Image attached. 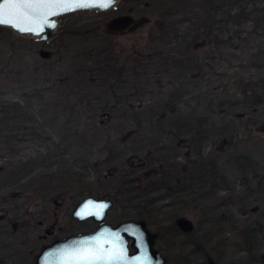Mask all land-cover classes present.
<instances>
[{
	"label": "rangeland",
	"instance_id": "obj_1",
	"mask_svg": "<svg viewBox=\"0 0 264 264\" xmlns=\"http://www.w3.org/2000/svg\"><path fill=\"white\" fill-rule=\"evenodd\" d=\"M145 1L120 0L106 11L61 15L56 35L49 41L22 37L0 27V110L6 108L4 115L0 113V215L9 222H28L26 232L21 233L17 225L8 238L9 244L25 251L32 248L21 264H32L36 241L50 239L46 235L36 238L52 223L53 214L60 227L66 225L73 203L88 195L112 200L106 221L144 220L157 233L155 247L165 257L164 264H207V259L214 264H264V100L254 108L243 103L247 99L243 94H248L243 88H256L251 97L258 92L263 96L264 54H253L264 50V6L259 5L256 17L246 24L251 31L247 42L234 39L215 44L198 37L204 43L194 51L185 49L190 38L183 42L174 38L177 29L184 27L176 21L180 15L167 18V9ZM121 14L141 21L125 32L108 34L104 23ZM109 48L129 60L126 68L136 51H158L150 71L168 64L171 79L178 72L174 59L182 57L179 51L193 53L200 60V72L194 79L201 84L202 97L197 98L199 89L193 90L190 103L194 106L185 107L186 111L194 107L195 113L211 115L217 125L231 122L236 130L225 135L218 133L219 126L214 129L210 141L222 148L212 155L215 159L207 155L204 163H214L212 169L206 168L212 181L205 182L208 189L213 185L214 197L203 200L201 208L195 195L206 192L205 184L200 191L192 184L191 192L183 194L176 185L155 186L167 178L162 173L166 166L158 168L167 154L159 146L169 143L176 149L179 134L173 123L180 120L183 106L172 101L185 91L184 86L178 80H169L162 88L155 80L143 86L140 76L138 85L146 89H139L137 96L133 90L126 103L118 102L129 91L109 85L108 79L98 80L95 70L98 58ZM39 49L49 55L39 57ZM186 82L185 88H191L194 80ZM209 91H213L210 105ZM169 104H175L172 110ZM12 105L21 106L19 116L13 115ZM73 107L78 111L74 116ZM102 113L109 117H101ZM23 123L28 129L17 133L19 139L7 140L14 134L10 129ZM222 138H226L225 145H220ZM131 157L141 159L142 164L129 163ZM175 172L172 168L171 173ZM138 177L143 179L136 187ZM145 179L152 185H145ZM57 194L65 197L57 198L60 204L56 205L50 198ZM178 216L191 222V232L173 229ZM39 221L43 224L37 225ZM10 228L8 223L7 232Z\"/></svg>",
	"mask_w": 264,
	"mask_h": 264
},
{
	"label": "flooded vegetation",
	"instance_id": "obj_2",
	"mask_svg": "<svg viewBox=\"0 0 264 264\" xmlns=\"http://www.w3.org/2000/svg\"><path fill=\"white\" fill-rule=\"evenodd\" d=\"M129 30L126 29L122 32H125ZM120 32V33H122ZM108 34H113V33H108ZM118 34V33H116ZM175 37V36H174ZM201 42V43H199ZM199 43V44H198ZM204 43V41H195L194 44H184L185 45V49L186 50H191L193 49L194 51H196L195 49L198 48L200 46V44L202 45ZM111 48H109V50L107 51H103L102 53H99L100 55L102 54L101 58H98V62L96 63L98 65L97 67V71H98V75L97 78L99 80V77L103 80H110V84L111 86L115 85H119L118 87L125 88L126 90L129 91L128 95L124 98H121V100H118V102L120 103H126V101L128 100L129 96H133V90L135 92V95L137 96V91L139 89L145 90L146 88L143 86H148V83L152 80H155V84L159 86V88L164 87L166 84H170L169 80H178L179 81V86L182 85L184 86V88L182 90H185L183 93H178L177 95H179V98L176 100H173L172 102H176V104H179L181 106H183V113L182 115H179V121L174 122L173 125L176 126L177 130L175 131L176 133L179 134L178 140L176 142V149H171V147L169 146V143L167 146L162 145L159 146L160 150H166L167 154L165 155L161 165H158V168H160L162 165L164 167V165L166 166L165 171L162 169V173L164 175L167 174V178L163 179L162 178V183L159 181L158 183H155L156 187H164V188H169V185H176L179 186V189L177 190L178 192H182L183 193H188L191 192L189 191V188L192 184H197L200 188L205 184V182L208 181H212L210 178L211 172H207L206 168H213L214 167V163H212V161H210L206 166L204 165V163L206 160V156L209 155V158H214L212 157V155H215V153L217 152V150H221L222 146H216V144L213 145V143L210 141L211 136L214 135L216 133V131L214 129L217 128V122L211 119V115H189L187 114V111L185 109V107L187 106H194L191 105L190 101L192 100V95L191 92L193 90H197L199 89V93L197 95V98L200 99L202 97V93L200 91L201 89V84L196 82L194 78L197 77L198 72H200V65H198V61H200L195 54L193 53H185L182 51H179V53L182 55V57H177L174 59L175 63L178 65V69H177V73L175 74L174 77L169 78L168 77V72H169V66L168 64H164V67L159 70H152L150 71V66L154 67L155 62H157V60L153 59V55L154 53L156 54H160V52L158 51H154V52H148L146 54H141L139 52H135V55L132 59H130V68H126L125 64L127 63L128 59H124L122 54H119L113 50H110ZM184 49V47H183ZM192 50V51H193ZM175 56H171V58H174ZM161 59L163 60V62H166L167 60H164L163 57H161ZM129 61V60H128ZM128 70H130L131 72H129ZM189 76V78H192L194 80L193 86L191 88H185L186 86V81L187 79H189L186 76ZM123 76V77H122ZM140 76H142L144 78L143 82L146 85H138L139 83V78ZM95 78V77H94ZM131 79V80H130ZM141 79V78H140ZM165 80V82L163 83V81L161 80ZM114 81V82H113ZM190 83V82H189ZM121 85V86H120ZM139 86V87H138ZM176 90H180L181 88L177 87L175 88ZM175 92H173L172 94H174ZM195 95V93H194ZM204 97L209 95L208 102L209 105L213 102V91H209V94L206 95V93L203 94ZM194 101L195 105L199 104V100ZM140 99H137L136 101L139 102ZM127 105L129 106L130 103L128 102ZM175 105V104H174ZM212 108H210L209 110H211ZM101 116V115H100ZM109 114L107 117L104 118H108ZM162 117V116H161ZM228 121H224L222 123H226ZM229 128H234L232 123H229ZM228 132V130H226ZM226 142V138H222L220 140V145H225ZM220 148V149H219ZM182 149V151H180ZM149 153V151L147 152V154ZM213 159V160H214ZM135 161V165H141L142 164V160L134 157L131 160H129V163H132V161ZM146 164H149L147 161L145 162ZM144 163V165H146ZM153 164V163H152ZM168 166H170L168 168ZM174 168V170L176 171L174 174L171 173V169ZM177 169H180L179 171ZM188 169V171H186ZM186 171V172H185ZM205 173V174H202ZM146 175V174H144ZM174 176V177H172ZM140 177V176H139ZM136 178L135 183H136V187L139 186V183L142 182L143 178ZM145 182V185L149 186L152 185L153 182H151L150 179H145L143 180ZM128 183H132V181L128 180ZM212 184L209 186L208 189V183H206L204 185L203 188H205L206 192H197L196 198H195V202L198 200L199 203V207L201 208L200 205L201 202L205 199H211L214 197V192L210 191V189L212 188ZM175 190V189H174ZM60 196V197H59ZM90 196V195H88ZM65 196L63 194H57L53 197L50 198V200L54 203V204H60V202L56 201L57 198H61L63 199ZM86 197V196H84ZM82 197V198H84ZM94 197V196H93ZM81 198V199H82ZM97 198H105V199H109L111 201V206H112V200L108 197H97ZM80 199V200H81ZM80 200H78L77 202H79ZM73 203L72 208L69 211L68 217L71 219L66 225L60 227L57 223V218L56 216L53 214L54 219L52 221V223L46 227L43 228V234H39L37 236L36 239H43L46 236H49V240L46 243H37L36 241V248H34L33 250L34 253L32 254V264H34V258L35 256L39 253V251L41 250V248L47 244H49L51 241L53 240H58V239H64L67 238L69 236H73V235H85V234H90L91 232H93L97 226L100 224L96 221H93L91 218H87L84 220H76L72 217L71 212L73 207L75 206V204L77 203ZM198 203L196 204L195 207L198 206ZM111 208V207H110ZM110 208L107 210H110ZM3 216L0 215V264H14L16 261L17 263L21 264L24 262V258L27 255L29 256L33 251L32 248L28 249L27 251L19 248V246H15L14 244H9L8 242V238H10V234L13 235L17 229V225L19 226L18 228L20 229L21 233L22 232H26L27 230V224L28 222L23 221V222H9L6 219L3 220ZM107 218V214L106 217L102 220L103 223L106 224H110L111 226H114L116 223L123 221V220H118L114 223L110 222V221H106ZM179 218H184L181 216L176 217L173 220L174 226L175 228H173L174 230H178L179 232H181L182 234H187L189 232L192 231V224L189 221V223L191 224V228L189 230H184L181 229L177 224H176V220ZM186 219V218H184ZM125 220H142V219H125ZM187 220V219H186ZM144 221V220H142ZM10 223L11 224V228L9 230V232H7V224ZM87 223H92L93 225L91 227H88ZM145 223V227L147 228V230L151 233L154 234L153 237V247L158 251V249L155 247V240L157 238V233L156 232H151L147 226V223L144 221ZM43 223L41 221L38 222L37 225H42ZM12 229V230H11ZM73 230H78L77 232H69L63 236H58L59 233L61 232H66V231H73ZM24 234V233H23ZM127 241H130L129 238H127ZM26 240H23L21 242V244H25ZM17 247V248H16ZM7 250H10V252H6ZM133 249L128 245V251H132ZM13 251V252H12ZM159 252V251H158ZM160 253V252H159ZM11 254V255H10ZM161 254V253H160ZM17 258L14 259V257ZM162 255V254H161ZM163 256V255H162ZM164 257V256H163ZM165 259V257H164ZM16 260V261H15ZM211 260V259H207ZM212 261V260H211ZM14 262V263H13ZM213 262V261H212ZM165 263V262H164ZM214 264V263H213Z\"/></svg>",
	"mask_w": 264,
	"mask_h": 264
},
{
	"label": "water",
	"instance_id": "obj_3",
	"mask_svg": "<svg viewBox=\"0 0 264 264\" xmlns=\"http://www.w3.org/2000/svg\"><path fill=\"white\" fill-rule=\"evenodd\" d=\"M119 1L113 0L110 6L103 7L99 6L103 0H97V6L73 7L72 10L59 15L47 16L48 23L42 25V31L39 27H36L33 32L18 31L10 26L0 27L8 28L22 37L49 41L56 35L55 28L58 25L59 16L78 10L106 11L113 8ZM39 11L46 14L48 10L40 9ZM139 21L141 19L135 20L130 14H121L108 19L103 26L107 33L116 34L130 29ZM48 55L47 50H38L39 57L46 58ZM107 116L108 113L101 114V117ZM132 158L134 157L127 160ZM110 207L109 199L93 196L82 198L73 207L72 217L76 220L91 218L100 224L90 234L73 235L51 241L35 256L34 264H164V257L153 247L154 234L147 230L144 221L123 220L114 226L102 222ZM176 224L184 230L191 228L189 221L184 218L177 219ZM127 238L130 241H127ZM128 245L133 249L131 252L128 251ZM207 264H213V262L208 260Z\"/></svg>",
	"mask_w": 264,
	"mask_h": 264
},
{
	"label": "trees",
	"instance_id": "obj_4",
	"mask_svg": "<svg viewBox=\"0 0 264 264\" xmlns=\"http://www.w3.org/2000/svg\"><path fill=\"white\" fill-rule=\"evenodd\" d=\"M151 4L154 3L157 7H161L162 9H167L165 15L167 18L170 17L174 20L173 17L179 16L176 19L178 23H183V29L178 28L174 34V38H181L182 42L187 41L190 38L189 44H194L197 39L201 38L209 43H229L230 40H244L247 42V36L251 33L248 31L246 26L249 19H253L255 16L256 9L260 6H264V0H146ZM145 1V2H146ZM146 5V4H145ZM256 17V16H255ZM258 21V18H256ZM199 37V38H198ZM202 40V41H204ZM261 53L264 54V50H261L253 54V56H259ZM97 52L95 53V57L97 56ZM264 65V64H263ZM97 70V69H95ZM247 85L249 83H246ZM262 94L259 92L253 97L250 96V93H255L256 88L250 87L248 89L243 88V91L248 94H243L247 99L243 101V103L247 107H253L262 103L264 100V86L262 87ZM73 91V89L71 90ZM44 93V92H43ZM73 93V92H72ZM205 100V99H203ZM236 102V101H235ZM235 102L230 103L231 106L235 105ZM238 103V102H236ZM60 105H62L59 102ZM57 104V106L59 105ZM221 104V103H220ZM167 105V104H166ZM219 105V104H218ZM170 109L172 110L174 105L169 104ZM220 106V105H219ZM21 107V106H20ZM18 105H12L10 110H13L12 113L14 116H19L21 113V108ZM190 107V106H187ZM211 108V107H209ZM6 111V108H4ZM3 109L0 110V113H5ZM73 113L71 115L74 116L78 114V111L73 107ZM19 114V115H18ZM187 114L189 115H200L199 113L194 112V107L189 108ZM203 113L202 115H204ZM4 115V114H3ZM25 115V114H24ZM23 116V115H21ZM76 123V122H75ZM229 123H220L218 133H228L236 132L234 128H229ZM25 124H20L19 126H15L10 129L14 134L7 138V140H18V132H21L22 129H28ZM31 129V127L29 126ZM228 130V132L226 131ZM34 131V130H33ZM23 131L22 133H24ZM30 134H32V131ZM34 135V134H33ZM13 175L16 174V172ZM12 173L10 175H12ZM12 175V176H13ZM10 176V177H12ZM2 178V177H0ZM14 179L17 181V177ZM2 180V185H3ZM14 181V182H15ZM11 183V182H10ZM1 243V240H0Z\"/></svg>",
	"mask_w": 264,
	"mask_h": 264
},
{
	"label": "snow or ice",
	"instance_id": "obj_5",
	"mask_svg": "<svg viewBox=\"0 0 264 264\" xmlns=\"http://www.w3.org/2000/svg\"><path fill=\"white\" fill-rule=\"evenodd\" d=\"M112 3L113 0H103L99 6L108 7ZM92 6H97V0H0V26H10L24 32H33L39 27L42 31V25L48 23L47 16L59 15L73 7ZM40 9L48 11L44 14Z\"/></svg>",
	"mask_w": 264,
	"mask_h": 264
}]
</instances>
